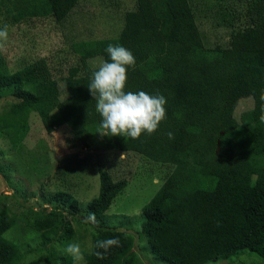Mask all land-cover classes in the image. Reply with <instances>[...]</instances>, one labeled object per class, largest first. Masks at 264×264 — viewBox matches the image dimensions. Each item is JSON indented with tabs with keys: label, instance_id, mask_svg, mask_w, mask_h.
Wrapping results in <instances>:
<instances>
[{
	"label": "trees",
	"instance_id": "16d2710c",
	"mask_svg": "<svg viewBox=\"0 0 264 264\" xmlns=\"http://www.w3.org/2000/svg\"><path fill=\"white\" fill-rule=\"evenodd\" d=\"M78 0H0V15L9 26L34 20L60 23ZM203 6L218 27L229 31L223 45L206 47L196 22ZM208 12V13H207ZM120 43L131 49L135 65L127 71L126 88L163 94L166 118L151 134L137 139L112 135L101 129L95 100L87 84L88 60L108 59L104 49ZM76 62L61 77L65 96L49 63L38 59L9 71L0 51V98L16 102L0 115V126L14 130L13 144L28 131V115L36 113L47 133L66 125L73 135L112 138L110 149L137 153L149 161L169 165L170 172L141 208L139 229L94 226L92 248L86 264H141V236L151 254L168 264H206L230 259L247 250L264 260V0H135V9L124 14L119 34L72 45ZM253 106L239 119L234 116L241 99ZM168 131L174 138L169 140ZM98 194L87 204V213L103 215L127 181H115L98 168ZM73 214L77 202L56 193ZM29 219L43 244L63 231L69 222L61 212L47 208ZM16 223L9 208H0V264H16L20 249L5 233ZM116 236L103 259L93 255L96 240ZM102 251V250H100ZM254 255V256H255ZM28 264H54L46 256ZM60 264H73L65 254Z\"/></svg>",
	"mask_w": 264,
	"mask_h": 264
},
{
	"label": "rangeland",
	"instance_id": "374dc122",
	"mask_svg": "<svg viewBox=\"0 0 264 264\" xmlns=\"http://www.w3.org/2000/svg\"><path fill=\"white\" fill-rule=\"evenodd\" d=\"M203 8L199 4L196 7L200 9L196 12V22L205 46L225 44L228 29L218 27L213 17L204 15ZM134 9L135 0H78L64 21L34 20L27 26H9V20L1 13L0 24L9 26V38L0 45L5 66L11 71L44 58L58 80L63 97L65 93L59 79L76 62L72 45L84 40L116 37L124 14ZM103 61L102 57H95L88 60V64L96 67ZM16 101L9 95L0 98V115ZM252 106L250 98L239 100L234 113L236 119ZM27 122L26 136L17 144L12 143L14 130L0 126V208H9L16 221L4 235L20 249L16 264H28L41 256L60 264L68 242H79L85 255L92 248L94 226L139 229L141 208L170 172L169 165L149 161L130 151L110 149L112 138L105 133L97 138L86 136L81 141L66 125L47 133L36 113H30ZM98 168L106 169L115 181L126 180L127 185L108 210L96 217L99 223L93 224L85 217L88 202L98 194ZM56 193L72 197L78 204L77 211L73 214L67 202L53 199ZM44 208L63 214L69 222V238L61 237L63 231H59L48 244H43L39 233L28 227V220L43 215ZM140 248L141 264H168L151 254L144 236H141ZM243 251L228 260L206 264H264L254 253L249 255L250 252Z\"/></svg>",
	"mask_w": 264,
	"mask_h": 264
},
{
	"label": "clouds",
	"instance_id": "9594fccd",
	"mask_svg": "<svg viewBox=\"0 0 264 264\" xmlns=\"http://www.w3.org/2000/svg\"><path fill=\"white\" fill-rule=\"evenodd\" d=\"M8 38L9 26L6 23L0 24V45L7 42ZM104 52L108 59L91 73L87 84L95 100L94 109L100 117V128L112 135L132 139L139 138L141 134L153 133L166 118V97L159 92L126 88L127 71L136 63L131 49L120 43H109ZM167 137L173 139V132L168 131ZM85 219L93 224L99 223L96 214L91 211ZM119 245L120 240L116 236L96 240L93 248L99 250H94L93 255L103 259L111 247ZM64 252L71 256L73 264H86L79 242H68Z\"/></svg>",
	"mask_w": 264,
	"mask_h": 264
}]
</instances>
